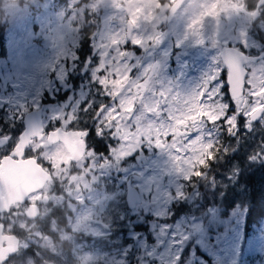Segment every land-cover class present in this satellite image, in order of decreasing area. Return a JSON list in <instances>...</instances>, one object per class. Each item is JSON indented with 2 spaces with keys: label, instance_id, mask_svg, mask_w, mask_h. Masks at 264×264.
I'll list each match as a JSON object with an SVG mask.
<instances>
[{
  "label": "rangeland",
  "instance_id": "rangeland-1",
  "mask_svg": "<svg viewBox=\"0 0 264 264\" xmlns=\"http://www.w3.org/2000/svg\"><path fill=\"white\" fill-rule=\"evenodd\" d=\"M109 1L0 0V157L16 146L29 111L42 109L44 129L66 127L87 111L83 100L92 89L81 85L70 93L65 84L85 61L77 55L74 26H92L88 59L95 65L91 61L86 72L94 82L108 70L134 72L143 81L157 62L147 86L137 90L136 114L126 90L125 106L110 105L103 116L120 114L107 154L89 152L69 167L58 146L34 140L27 147L25 155H35L53 182L0 216L4 234L19 240L6 264H264V217L245 230L240 177L262 171L263 184L254 182L264 188V56L245 65L242 97L234 101L247 125L241 118L234 133L233 114L227 121L233 134L223 132L217 121L228 103L220 85L201 99L225 69L222 47L264 55V0H185L169 23L173 0ZM158 30L163 35L154 44ZM138 48L140 58L132 50ZM215 95L221 98L213 101ZM90 104L95 115L104 101ZM126 184L138 196L131 209ZM54 186L60 191L53 197ZM27 205L37 208L36 219L24 217ZM51 209L60 211L62 224L49 219Z\"/></svg>",
  "mask_w": 264,
  "mask_h": 264
},
{
  "label": "flooded vegetation",
  "instance_id": "flooded-vegetation-1",
  "mask_svg": "<svg viewBox=\"0 0 264 264\" xmlns=\"http://www.w3.org/2000/svg\"><path fill=\"white\" fill-rule=\"evenodd\" d=\"M77 27L76 33L79 35V47L81 48V51L77 53L79 58H82L83 60L85 58V61L83 63H86V69L89 66V63L92 61V64L95 65V58L91 57V60L88 58L90 57L89 55V48L90 44L93 41V35L90 33V29L92 26H74ZM163 33L162 30H158V35L157 37L153 38V43H157L161 40ZM135 54H138V57H142V53L140 52L139 48L138 50L132 49ZM152 65H154V71L155 72L157 68V62H153ZM140 66V63L138 64ZM125 70V67H124ZM109 75L104 76L107 72H101L103 74L102 77V82H94V79L97 78L96 76L87 74L86 70L82 71H76V72H70V74L67 76L65 80V84L70 87L71 92L81 85H85L89 89H92L89 91L83 100V106L85 105V114L79 115L77 118H74V120L68 124L66 127H60L58 124L53 127H47V128H42L41 126V135L42 137L39 140H35L36 142H44L45 146L51 147V146H58L64 153L65 156L67 157L69 167L73 166H78L80 163L85 161L88 158L89 152L94 156V154L100 155L101 154H107V150L109 148L108 141L110 140L111 134L109 135L107 130L112 129V125L115 124V122L119 119L120 114L116 113L111 119L109 118H103V116L106 114L108 107L106 105H112L113 108H120L121 106H125V101H122V99L126 98V93L125 91L128 90L130 93V98H129V103L131 107L133 106L134 113L136 114L137 107H138V93L137 90L140 87L142 90L144 87L147 86L149 80L152 77H145L144 80H136V76L134 75V72H132L129 76H124L126 72L122 71H112L108 70ZM126 71V70H125ZM121 78H124L125 81L123 83L119 82ZM119 82V83H117ZM51 85L55 83V81L52 79L50 81ZM117 83V84H116ZM130 85V86H129ZM115 88L114 93L109 96L110 91L112 88ZM102 94V96H100ZM67 95L61 96V99L66 98ZM100 96V97H99ZM106 99V97H108ZM120 97V101L118 100ZM97 98H103L104 104L101 105V110L100 112L96 111L95 115H92L91 113H88V110L91 111L94 109V106H91L90 100H96ZM118 100V101H117ZM80 107V106H79ZM41 109V108H40ZM42 111V109H41ZM101 112H103V116L101 121L98 123L96 120V117H99ZM22 123V121H21ZM103 125V127H101ZM54 131H58L59 135L58 136H51L48 137V135ZM61 133H68L69 136L67 137L65 143H61L59 140V137ZM101 133H104V135H100ZM86 136V141L84 137ZM90 137V138H88ZM49 140L57 141L55 143H48ZM34 141V139L31 141V143ZM30 143V144H31ZM29 144V145H30ZM28 145V146H29ZM27 146V147H28ZM27 147L23 150L22 157L20 158L21 160H27V159H34L36 164L44 170L46 173L49 174L51 177L49 181H46L47 183L45 185H50L53 182V177L51 176L48 168L39 161V159L33 155V156H26L25 151H27ZM68 149L69 153L74 157H77L76 154L80 151V158L75 161L70 160V155L68 154ZM13 150L8 152L7 154L3 155L0 157V160H3L4 158L9 157V153H12ZM95 157V156H94ZM74 176L77 175V170H75ZM73 177L71 176L68 179V183L71 184L73 182ZM42 186V190H44V186ZM53 190V191H52ZM39 191V192H40ZM52 191V196L54 197V193H58L60 191V186H54V188H51ZM38 193V192H37ZM31 195V194H30ZM2 197V196H0ZM29 197V196H28ZM27 197V198H28ZM59 197V195H58ZM26 198V200H27ZM26 200L24 202H26ZM25 204V203H24ZM29 205L26 206V209L28 208ZM49 219L52 221H55L57 224H62L63 220L61 218V213L58 209H51Z\"/></svg>",
  "mask_w": 264,
  "mask_h": 264
},
{
  "label": "water",
  "instance_id": "water-1",
  "mask_svg": "<svg viewBox=\"0 0 264 264\" xmlns=\"http://www.w3.org/2000/svg\"><path fill=\"white\" fill-rule=\"evenodd\" d=\"M184 0H175L169 7L166 22H169L173 14L179 9ZM125 12V10H122ZM130 25L126 24V38L129 37ZM264 55L259 57L246 56L243 53L233 48H222L219 52V60L224 68L227 67V82L230 85V93L232 101L237 100L242 96L244 86L245 70L244 66L250 63H255ZM85 68V65H84ZM154 71V65L151 66L149 76ZM101 110V109H100ZM262 111L259 110L251 118L255 121ZM59 132L54 131L48 137L58 136ZM68 133H61L59 140L65 143ZM41 135V109L29 111L22 118V131L18 135L17 144L13 148L9 157L0 160V213H7L8 208L15 204L21 205L25 198L36 191H39L46 181H49V176L36 164L34 159L21 160L23 150L31 143L32 139L39 140ZM57 141L49 140L48 143ZM68 151L67 148H65ZM70 160H78L80 151L73 157L71 153ZM138 196L134 189L126 185L125 201L129 209L133 208L137 203ZM37 216L36 208L28 207L25 217L33 220ZM2 227L0 226V264H4L8 257L13 256L17 251L18 240L12 236L1 235ZM3 245V246H2Z\"/></svg>",
  "mask_w": 264,
  "mask_h": 264
},
{
  "label": "trees",
  "instance_id": "trees-1",
  "mask_svg": "<svg viewBox=\"0 0 264 264\" xmlns=\"http://www.w3.org/2000/svg\"><path fill=\"white\" fill-rule=\"evenodd\" d=\"M245 176L240 175L241 184L245 186L244 188L246 189V192H247L246 198H245V202H247V209L245 212L244 224H245V230L249 231L251 227H254L257 225V219L264 217V192H263L264 188L262 187L261 184L258 183L259 181L260 183L263 184L262 171L257 170L252 173L245 174ZM258 178L259 180L257 182H254V180ZM176 215H177V212L172 216V219H174ZM51 240L52 242L56 244L55 238ZM59 248L63 250V253L66 252V248L64 245L60 246ZM41 253H42V250H41ZM45 253L46 252L44 250V253H42L43 256ZM33 254H30V256ZM50 259H55V256H50ZM57 263H58V260H55L53 264H57Z\"/></svg>",
  "mask_w": 264,
  "mask_h": 264
},
{
  "label": "snow or ice",
  "instance_id": "snow-or-ice-1",
  "mask_svg": "<svg viewBox=\"0 0 264 264\" xmlns=\"http://www.w3.org/2000/svg\"><path fill=\"white\" fill-rule=\"evenodd\" d=\"M227 73H228V69L227 67L225 69L222 70L221 72V75L219 76L218 79H213L211 81V83H209L208 85V90L204 93V96L201 98L202 101L204 99H207L208 96H209V93H211L213 91V89L216 88L217 85H220V88H219V93L223 94L222 96V102H227L228 103V108L224 114L223 117H221L217 123L220 125L221 129H223V132H227L229 135L233 134V133H230L227 131L229 125L227 124V121L228 119L233 116V114H236V120H237V126H236V129L234 130V133L237 131V128H238V123H239V120L241 118H247L246 119V125H247V121H248V117L244 114V113H236V106H235V102L232 101L231 99V93H230V85L229 83L227 82ZM108 97H106V99H108ZM221 97L219 95H215L212 97L213 101H215L216 99H220ZM110 105H106V107H108ZM100 109L101 107H97L96 111L97 112H100ZM102 116H103V112H101L100 116L99 117H96V120L97 122L99 123L102 119ZM101 127H103V125H101ZM113 130L112 129H108L107 132L108 134L110 135L111 132ZM100 135H104V133H101ZM90 138V137H88ZM171 138V137H169ZM85 141H86V136L84 137ZM14 148V146H13ZM10 154V153H9Z\"/></svg>",
  "mask_w": 264,
  "mask_h": 264
}]
</instances>
